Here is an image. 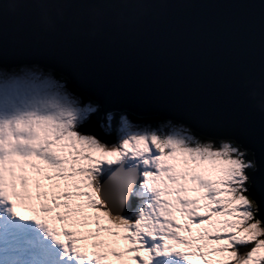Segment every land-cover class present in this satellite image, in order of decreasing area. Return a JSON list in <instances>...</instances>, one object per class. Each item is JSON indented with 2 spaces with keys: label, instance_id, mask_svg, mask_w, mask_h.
I'll list each match as a JSON object with an SVG mask.
<instances>
[{
  "label": "snow or ice",
  "instance_id": "6c2138e0",
  "mask_svg": "<svg viewBox=\"0 0 264 264\" xmlns=\"http://www.w3.org/2000/svg\"><path fill=\"white\" fill-rule=\"evenodd\" d=\"M94 111L37 65L0 67V217L42 228L57 264H264L254 153L183 128L101 140L82 131ZM35 247L0 228V264Z\"/></svg>",
  "mask_w": 264,
  "mask_h": 264
},
{
  "label": "water",
  "instance_id": "95a60500",
  "mask_svg": "<svg viewBox=\"0 0 264 264\" xmlns=\"http://www.w3.org/2000/svg\"><path fill=\"white\" fill-rule=\"evenodd\" d=\"M22 64L63 74L103 114L235 139L264 176V0H0V67Z\"/></svg>",
  "mask_w": 264,
  "mask_h": 264
},
{
  "label": "trees",
  "instance_id": "16d2710c",
  "mask_svg": "<svg viewBox=\"0 0 264 264\" xmlns=\"http://www.w3.org/2000/svg\"><path fill=\"white\" fill-rule=\"evenodd\" d=\"M62 79L66 81L67 85L74 93L79 95L83 94L82 95L83 98L87 100L85 97L87 95L75 89L72 83L69 81V79H66L64 76L62 77ZM94 108L95 111L89 113L88 119L83 123L82 131L86 133L94 134L98 139L101 140L114 141L124 121H127L128 123H130L131 125H135L136 127L146 128L149 130H157V131H159V129L161 128L160 123L164 121V118H162L158 114L152 113V114L139 115L137 113L129 112L126 110L110 111L105 117L101 113L97 104L94 105ZM163 131L167 132V129L165 128ZM193 134L195 138L201 141L215 140L216 142H219V140L223 138V137L220 138L209 137L207 135H202L200 133H197L194 130H193ZM250 152L252 153V151ZM246 171L250 173L251 170H246Z\"/></svg>",
  "mask_w": 264,
  "mask_h": 264
},
{
  "label": "rangeland",
  "instance_id": "374dc122",
  "mask_svg": "<svg viewBox=\"0 0 264 264\" xmlns=\"http://www.w3.org/2000/svg\"><path fill=\"white\" fill-rule=\"evenodd\" d=\"M34 64H22V65H17V66H32ZM38 66V65H37ZM38 68L43 71L45 74H50L54 79H56L57 81L59 82H62L65 84V89L74 97V98H77L79 101H80V104L81 106L83 107L84 105H90L92 107H94V105L96 104L95 101H93L92 99H89L88 97H86L87 100H85L83 98V94L82 95H79V94H76L74 93L70 88L69 86L67 85L66 81L62 79V75L53 71V70H50L48 68H45V67H42V66H38ZM107 114L109 112H106ZM104 116H106L105 114H103ZM126 122V124H125ZM161 125V128L159 129V131H163L165 128L167 129V131L170 129V128H183V129H187L188 130V133L193 135V130H191L189 127H187L186 125L182 124V123H179V122H175L174 120L172 119H166L164 118V121L160 123ZM136 131H152V130H149V129H146V128H140V127H136L135 125H131L130 123H128L127 121H124L121 128H120V131L118 132L117 134V137L116 139L114 140V142H119L124 136H126V134L128 132H136ZM157 131V130H156ZM195 137V136H194Z\"/></svg>",
  "mask_w": 264,
  "mask_h": 264
},
{
  "label": "bare ground",
  "instance_id": "6f19581e",
  "mask_svg": "<svg viewBox=\"0 0 264 264\" xmlns=\"http://www.w3.org/2000/svg\"><path fill=\"white\" fill-rule=\"evenodd\" d=\"M47 249H45L44 251H46ZM40 251H41V249H40Z\"/></svg>",
  "mask_w": 264,
  "mask_h": 264
}]
</instances>
